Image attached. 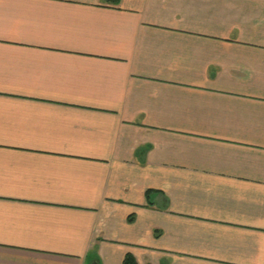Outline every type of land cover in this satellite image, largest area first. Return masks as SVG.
Returning <instances> with one entry per match:
<instances>
[{"label": "crops", "instance_id": "crops-1", "mask_svg": "<svg viewBox=\"0 0 264 264\" xmlns=\"http://www.w3.org/2000/svg\"><path fill=\"white\" fill-rule=\"evenodd\" d=\"M127 256L264 264V0H0V264Z\"/></svg>", "mask_w": 264, "mask_h": 264}, {"label": "trees", "instance_id": "trees-1", "mask_svg": "<svg viewBox=\"0 0 264 264\" xmlns=\"http://www.w3.org/2000/svg\"><path fill=\"white\" fill-rule=\"evenodd\" d=\"M101 1L109 5H117L120 2V0H101ZM148 197H149V193H148ZM124 264H136V263H134L132 259L129 256H127L124 260Z\"/></svg>", "mask_w": 264, "mask_h": 264}]
</instances>
